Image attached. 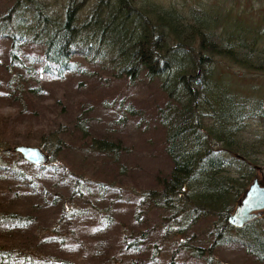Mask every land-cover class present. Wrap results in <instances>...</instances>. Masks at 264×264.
<instances>
[{
  "label": "trees",
  "instance_id": "16d2710c",
  "mask_svg": "<svg viewBox=\"0 0 264 264\" xmlns=\"http://www.w3.org/2000/svg\"><path fill=\"white\" fill-rule=\"evenodd\" d=\"M59 1L0 0V97L14 109L0 108V264H80L62 227L89 213L85 196L96 202L129 175L125 147L93 130L98 108L130 118L161 161L133 183L130 227L107 212L97 222L121 252L139 254L131 264L146 254L159 262L165 252L163 264H235L219 256L232 249L264 264V212L244 227L228 224L260 168L243 137L247 120H264V93L234 83L230 67L264 72L262 30L217 3ZM53 80L60 89L44 110ZM24 142L49 162L8 150ZM94 155L103 163L95 166ZM37 209L53 213L49 226L37 225Z\"/></svg>",
  "mask_w": 264,
  "mask_h": 264
},
{
  "label": "rangeland",
  "instance_id": "374dc122",
  "mask_svg": "<svg viewBox=\"0 0 264 264\" xmlns=\"http://www.w3.org/2000/svg\"><path fill=\"white\" fill-rule=\"evenodd\" d=\"M49 1L50 3L53 1H56L57 3L60 2L59 0ZM159 2L168 3V5L173 3V5L177 7L179 6V8H183L179 5L181 3L201 8H210L216 3L222 4L223 8L230 14L232 12L234 14H240L248 23H250L251 26H255L256 29H260L264 33V0H158V3ZM57 5L54 7L56 8ZM6 46L7 43L2 41V47L6 48ZM230 71L234 74L232 78L234 83L237 82L245 89H251V85L259 87V90L255 91L258 96L264 93V72L257 69H255V71L246 68L244 69L236 64L230 67ZM59 84L60 83L53 80V82L48 84V89L46 88L43 91L42 97H44V101L41 107L44 110L49 108L48 105H52L54 100L57 99L55 92L60 89ZM143 91L144 87L134 89L135 94L144 93ZM0 108L5 112H11V110H14L10 102L1 97ZM49 113L50 111H48V114ZM92 116V126L96 133L100 132L106 136H111L116 139L121 146L125 147L126 154H123V159L129 170V175L128 177L120 175L119 178H116L114 184L119 188L111 187L110 189H106L105 192L101 193V199L96 200V202H89L88 198L90 197L85 196V199H83L82 202L84 207H89L87 208V210L89 209L87 211L89 213L85 216L81 215L79 218L73 219L66 229L65 227H62L61 230H63L62 232H64L66 236H70V241H75L74 247H71L68 254L73 256L80 264H131V259L139 254L121 252V244L118 243L117 236L113 235L112 237L107 235L104 233L105 231L101 233V229L97 227V222L102 218V214L107 212L116 225L130 227L135 211L133 207L136 202L133 194V183L136 184V181L138 180L143 181L145 176L148 177L150 172L160 166L161 161H159L156 156L150 155L151 147L145 142L146 136L142 133L140 134L136 125H134V122L122 112L98 108ZM24 122H26V120H24ZM243 137L248 144L247 150L249 149L252 152V155L260 165L256 175H258L260 180L264 182V120L259 117L249 118L247 120L246 132ZM151 139H153V134ZM23 144L39 146L36 143L24 142ZM14 146H16V144H13L12 148ZM12 148H9L8 150L15 152L12 151ZM12 158L13 156L4 157L5 160H11ZM93 159L95 166H98L96 163H103V158H101L100 155H94ZM76 160L79 161V159ZM102 168L104 170L108 169V164H105ZM26 169L32 175L37 173L36 169L32 170L28 165ZM99 169L97 175H100V173L103 172V169ZM55 181L52 172H49L46 175V187H49L50 190L54 191L55 189H52L51 187L52 183ZM56 190L66 193V190H63V188L58 187ZM34 211L38 215L37 225L42 227L49 226L50 222H52L51 214L53 213L46 209H37ZM41 234L42 236H45L47 232L42 231ZM115 239H117V241H115ZM50 251L51 248L46 247L42 253L46 256ZM168 255L169 253L165 252L163 258L159 262L148 260L147 254L140 255L136 258L135 264H163L160 262H165ZM219 256L220 258L228 259L231 263L233 262L235 264H243L245 259H248L244 252H239L234 249L221 251ZM245 264H248V262L245 261Z\"/></svg>",
  "mask_w": 264,
  "mask_h": 264
},
{
  "label": "water",
  "instance_id": "95a60500",
  "mask_svg": "<svg viewBox=\"0 0 264 264\" xmlns=\"http://www.w3.org/2000/svg\"><path fill=\"white\" fill-rule=\"evenodd\" d=\"M21 155L23 160L37 165H45L50 160V155L40 146L27 144L16 145L12 148ZM264 212V182L256 175L245 190L235 210L230 214L228 224L237 228L262 216Z\"/></svg>",
  "mask_w": 264,
  "mask_h": 264
}]
</instances>
